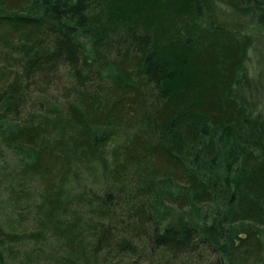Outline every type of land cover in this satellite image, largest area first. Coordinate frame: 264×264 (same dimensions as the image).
<instances>
[{
	"label": "trees",
	"instance_id": "1",
	"mask_svg": "<svg viewBox=\"0 0 264 264\" xmlns=\"http://www.w3.org/2000/svg\"><path fill=\"white\" fill-rule=\"evenodd\" d=\"M263 33L264 0H0V264H264Z\"/></svg>",
	"mask_w": 264,
	"mask_h": 264
},
{
	"label": "rangeland",
	"instance_id": "2",
	"mask_svg": "<svg viewBox=\"0 0 264 264\" xmlns=\"http://www.w3.org/2000/svg\"><path fill=\"white\" fill-rule=\"evenodd\" d=\"M263 37H264V33L257 36L255 48L254 50H251L250 59L248 61L247 73L249 77L254 81H257L261 72L260 70L261 57L259 54V49H261L264 52V46L260 44V41L264 39Z\"/></svg>",
	"mask_w": 264,
	"mask_h": 264
}]
</instances>
